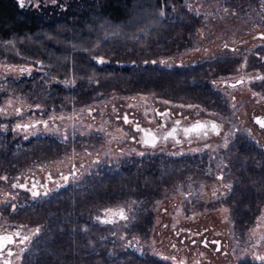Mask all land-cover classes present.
<instances>
[{
	"label": "flooded vegetation",
	"instance_id": "af4514ba",
	"mask_svg": "<svg viewBox=\"0 0 264 264\" xmlns=\"http://www.w3.org/2000/svg\"><path fill=\"white\" fill-rule=\"evenodd\" d=\"M204 17L199 27L164 41L168 53L151 58L153 64L187 71L185 80L200 85L192 93L155 94L149 109L127 106L123 99L81 109V100L92 94L73 97L59 81V91L41 100L23 93L28 101L14 110L3 105L6 94H0V173L7 178L0 182V212L7 217L0 236L15 241L0 251V264L173 263L165 257L183 264H240L235 252H243L246 241L236 246L230 235L235 230L242 238L245 231L238 230L254 226L236 217L243 207L236 198L254 194L255 182L264 192V127L258 123L264 121V79H258L264 77V26L249 21L242 28L233 27L235 22L206 28L210 22ZM118 66L124 73L127 67ZM20 79L34 85L46 80L33 74ZM61 81H71L73 90L83 87ZM150 87L138 81L134 91ZM197 122L209 126L207 136L203 130L185 133ZM148 132L155 146L143 142L151 140ZM96 189L110 193L96 197ZM222 206L233 214L230 220L221 219ZM178 208L182 216L174 220L170 213ZM120 209L127 220L113 215ZM58 226L63 233L48 238ZM24 236L30 239L21 242Z\"/></svg>",
	"mask_w": 264,
	"mask_h": 264
},
{
	"label": "trees",
	"instance_id": "16d2710c",
	"mask_svg": "<svg viewBox=\"0 0 264 264\" xmlns=\"http://www.w3.org/2000/svg\"><path fill=\"white\" fill-rule=\"evenodd\" d=\"M227 1L197 2L202 3L197 12L210 22L206 28H230L234 22L238 24L233 27L242 28L250 20L253 27L264 26V0ZM175 2L182 0H0V43L12 50L20 63H42L46 80L80 84L89 80L95 90L97 82L103 85L123 74L128 76V66L122 73V66L108 58L112 48L121 44L135 47L139 41L144 45L155 38L156 31L174 13ZM234 13H245L252 19L225 16L214 20L208 16ZM34 75L36 80L42 79L41 73ZM35 85L20 79L18 89L30 91ZM49 91H59L56 82ZM255 187L262 189L256 182ZM260 193L261 200L264 192Z\"/></svg>",
	"mask_w": 264,
	"mask_h": 264
},
{
	"label": "rangeland",
	"instance_id": "374dc122",
	"mask_svg": "<svg viewBox=\"0 0 264 264\" xmlns=\"http://www.w3.org/2000/svg\"><path fill=\"white\" fill-rule=\"evenodd\" d=\"M25 1V0H22ZM27 2L34 1L37 3V0H26ZM206 1H212V0H206ZM216 1V0H215ZM238 0H228L227 3H233L237 2ZM197 2H205V0H182V2L177 3L175 2L174 7V13L173 16L166 22V25L161 28V31L158 33V35L154 38L155 40L151 43H148L147 46H140V48L136 47H130L126 45H120L116 46L115 48H112L111 55L108 57L109 59H112L113 61L118 62V64H121L123 66H128V76L123 74L121 77H115L110 82L101 84L97 82L95 84V90L93 87H91L89 80L81 84L83 87L81 89H75L73 90L72 86L74 84L71 81H61L57 80L55 78H52L50 80H45L41 83H38L30 89V91L21 92L18 89V82L20 77H22L24 74H33L36 71H42L43 74L40 77L46 76V67L42 63H20L18 60H16L12 56V50L8 49L6 45L0 43V94H6V96L3 97L2 101L4 102L3 105L7 109H18L22 108L24 104L26 103L28 96H24L23 93L29 92L30 94L35 96V99L41 100L45 95L50 92L49 87L52 85V83L59 82L62 84V86L65 87L66 93H71L73 97H77L76 95H82L81 93L86 91L88 93H91L92 95L90 97L84 98L81 100L83 103L81 104V109L88 108L93 105H97L99 107H102V104L104 105L105 102L112 103L113 100H119L123 99L126 102L127 106L132 107H138L139 104H143V109H149L150 105L149 102L151 98L157 97L155 94L159 95H170L172 97H176L173 95V93H181L183 94L192 93L193 89H196L200 85L198 83H195L197 85L192 84V81L188 80L186 81V72L184 69H170L171 65L167 66H160L158 64H153L151 62V58H155L156 56H164L165 53H168L166 50H171L164 41H169V38L173 37H179L181 33H186V30L199 27L198 25L201 23V20L203 19L204 15L203 13H198L197 10L199 9V5L202 3ZM239 5V4H237ZM234 14H241V13H234ZM233 14V15H234ZM206 18V17H204ZM259 18H262L260 16ZM244 19H252V17L248 16ZM249 22V21H248ZM250 22H252L250 20ZM206 23H209V21H206ZM170 30H175V32H170ZM178 30V31H177ZM172 35V36H171ZM163 36L162 40H159V37ZM166 36V37H164ZM168 36V37H167ZM171 36V37H170ZM162 43V47H159V45ZM155 52L157 55L155 56ZM151 54V55H150ZM150 55V56H149ZM256 64V62H255ZM20 69H25V71H21ZM125 75V76H124ZM193 76V75H192ZM134 81V82H133ZM138 81H141L146 86H151L150 88L144 89L143 91L150 90L151 92H145L143 94H138L139 92H135L134 89L136 88V84ZM83 89V90H82ZM123 90V91H121ZM133 90V91H129ZM129 91V92H128ZM76 92V93H75ZM105 92L107 93V97H96L98 93ZM148 93V94H146ZM151 93V94H150ZM154 93V94H153ZM82 97V96H81ZM231 102H234V100H230ZM34 103V101L32 100ZM98 102V103H96ZM229 102V101H228ZM39 108H42L40 104L37 103ZM34 106H37L36 104H33ZM12 111L9 113L11 114ZM20 115V114H19ZM12 115H9V117H12ZM20 117V116H19ZM21 119V118H20ZM81 122H83L81 120ZM70 124V122H67ZM86 126V125H85ZM84 126V127H85ZM88 127V126H87ZM86 128V127H85ZM86 131V130H85ZM40 131H37L39 133ZM117 133H115L116 135ZM1 140V139H0ZM129 151V149H127ZM1 150H0V156H1ZM2 158H5L2 156ZM167 178L166 171L164 172L163 179ZM6 177V174L4 172L0 173V182H2ZM162 180L159 178V181ZM263 182V181H262ZM253 185L254 194L247 195L246 197H240L238 196L236 201L239 204H242L243 207L239 208V213L236 215V217L240 216L242 219H246L249 222H252L253 229H239L238 231L242 233L245 231V234L243 233V239L237 237V231L233 230L234 233H231L230 237L234 239V243L236 246H239L237 244L238 242L245 241L244 244H242L241 249L243 250L239 252V250H236V254L239 257L240 264H264V261H260L256 259V256L264 255V197L260 200L261 193L259 190L255 187V184ZM104 190V191H102ZM97 191L99 193H97ZM96 197L101 198L102 193H110L106 191L105 189H96L95 191ZM132 192H126L125 196H137L138 193ZM232 199V198H231ZM116 204V203H115ZM248 205V206H247ZM177 209L174 213H170V215L173 217L174 220H180L181 219V212ZM179 210V211H178ZM221 219L223 220H230L231 214L228 211V208L226 206H222L221 208ZM5 214L0 212V222H6L7 217ZM21 221V220H20ZM33 230V229H31ZM63 227L58 226L56 229H53L52 232H49L47 234L48 238H52V236H56L57 233H63ZM78 248L79 245H76ZM249 253V254H248ZM62 259V256H58V260ZM237 261V262H239ZM120 261H117V264H120ZM172 264H179L177 260H174Z\"/></svg>",
	"mask_w": 264,
	"mask_h": 264
},
{
	"label": "snow or ice",
	"instance_id": "6c2138e0",
	"mask_svg": "<svg viewBox=\"0 0 264 264\" xmlns=\"http://www.w3.org/2000/svg\"><path fill=\"white\" fill-rule=\"evenodd\" d=\"M262 38H264V37H262ZM99 62H100V63H104L105 61H104L103 59H101ZM20 70H21V71H25V69H20ZM258 79H264V77H258ZM189 107H191V105H189ZM161 115H167V114H166V113H162ZM124 119H125V122H126V123H129V122H130V121H128L127 117H125ZM177 123H178V122H177ZM258 123H260L261 126L264 127V121H258ZM17 127L19 128L20 125H17ZM24 127L26 128V127H28V125H25ZM208 127H209L208 125H205V124H202V123H200V122H197L193 127H191V128H187V129H184V131H185V133H190V132H199V131L203 130V131H202V134H203L204 136H207V134H208V132H207V128H208ZM210 128H211L213 131H216L217 134H219V132H218L219 126H218L217 124H215V123H211V124H210ZM137 130L143 131L142 129L139 128L138 125H137ZM174 132H175V129H172V130L168 133V136H172ZM146 135H149V136L151 137V140L149 141V140L146 139V140H144L143 142H144L145 144L151 143L152 146H155V143H156V137H155V135H154V134H151L150 132L146 133ZM165 138H167V137H165ZM226 146H227V145L225 144V147H226ZM142 154H143V153H141V155H142ZM3 179H7V178L4 177ZM221 179H222V177H221ZM33 194H34V195H38V193H33ZM109 212H112V210H109ZM113 215L118 216V217H119L120 219H122V220H127V219H128L127 215L125 214V210H124V209H120L118 212H114ZM111 222H113V221H112V220H106V221H105V223H111ZM36 232H39V229H36ZM14 235H15V236H20V233L17 232V233H15ZM29 239H30V237H28V236H24V237H22L21 242L28 241ZM11 243H15V241L13 240V237H12V236H0V251H3V250L6 248L7 244H11ZM214 243H215V242H214ZM7 255L11 256V255H13V253H11V252L9 251V252L7 253ZM165 259H173V260H175L176 258H175V257H171V258L165 257ZM256 259H257V260H260V261H264V255L256 256ZM5 264H11V262L6 260V261H5ZM179 264H183V261H180Z\"/></svg>",
	"mask_w": 264,
	"mask_h": 264
}]
</instances>
